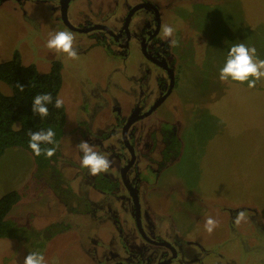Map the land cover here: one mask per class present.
Listing matches in <instances>:
<instances>
[{"label":"rangeland","instance_id":"obj_1","mask_svg":"<svg viewBox=\"0 0 264 264\" xmlns=\"http://www.w3.org/2000/svg\"><path fill=\"white\" fill-rule=\"evenodd\" d=\"M86 2L78 0L76 7L83 8ZM165 5L181 45L184 71L170 106L160 109L150 124L170 118L177 124L183 148L163 172L149 206L155 211L174 210L171 215L176 226L193 239L206 240L219 262L264 264L262 226L244 211L241 233L234 237L229 211L237 214V209H254L264 226V80L249 88L246 83L219 78L233 44L255 47L258 57L264 59V0H166ZM17 6L11 1L0 5V63L18 51L24 64L48 72L52 55L46 45L56 33L52 21L40 6ZM84 15L93 16L89 11ZM56 31L70 32L75 41L81 38L63 27ZM63 60L66 70L75 71L80 80L101 76L106 82L109 70L98 51L78 53L76 59L64 55ZM69 76L70 85L73 79ZM0 90L11 92L3 82ZM58 97L66 106L68 125L59 157L46 177L36 178L34 157L22 149H7L1 159L0 196L19 191L22 198L8 215L16 221L19 237L0 238V264H24L31 252L43 254L47 264H90L78 244L86 237L84 219L78 216L85 208L84 198L100 209L108 207L106 210L122 220L129 240L135 245L142 242L134 231L132 201L121 194L107 198L94 188L96 177H112L116 170L110 167L108 172L92 176L81 166L83 153L78 146L88 141L76 132L77 112L67 86ZM94 141L96 147L90 145L103 154L100 138ZM98 216L96 213V219ZM209 217L218 222L212 233L205 229ZM100 228L97 222L89 225L94 239L106 235ZM169 230L163 228L162 233Z\"/></svg>","mask_w":264,"mask_h":264},{"label":"flooded vegetation","instance_id":"obj_2","mask_svg":"<svg viewBox=\"0 0 264 264\" xmlns=\"http://www.w3.org/2000/svg\"><path fill=\"white\" fill-rule=\"evenodd\" d=\"M5 1L17 7L26 8L27 3L40 6L52 21V32L63 27L80 36L74 40L77 52L86 55L98 51L109 70L106 82L101 81V76L80 80L75 71L66 70L64 54L47 49L52 55L49 71L54 66L61 70L62 89L67 86L74 103L76 132L91 145L99 137V150L109 155L111 167L117 172L112 177H96L94 188L107 198L121 194L132 201L134 231L142 241L133 244L120 218L106 210L108 207L100 209L84 198L85 208L78 216L84 219L86 237L84 243L80 240L78 244L88 263L223 264L224 259L219 262L212 257L206 240L193 239L176 226L171 215L174 210L155 211L149 206V197L156 191L163 172L179 158L183 148L177 124L170 118L160 120L159 125L150 124L160 109L170 106L184 71L178 38L174 34V38L162 36L163 25L173 28L166 0H87L83 8L76 7L78 0H0V5ZM88 11L93 16H85ZM173 39L175 45L171 43ZM69 74L73 79L70 85ZM70 86L74 89L70 90ZM67 125L68 116L65 129ZM229 211L234 237L241 233L235 223L241 211L253 216L264 231L254 209H237V214L233 209ZM93 222L106 235L99 234L94 239L89 230ZM163 228H169V233H162ZM226 264L235 263L227 260Z\"/></svg>","mask_w":264,"mask_h":264},{"label":"trees","instance_id":"obj_3","mask_svg":"<svg viewBox=\"0 0 264 264\" xmlns=\"http://www.w3.org/2000/svg\"><path fill=\"white\" fill-rule=\"evenodd\" d=\"M61 70L54 66L48 72H41L34 64H24L21 54L15 51L12 58L0 63V82L6 84L10 93L0 90V162L7 149H22L34 157L37 165L36 178L42 180L51 169L54 161L59 157L60 141L67 124V111L63 107L56 109L55 100L63 86ZM18 85H23L21 91ZM51 94L53 103L47 105L49 116L41 118L33 114L34 97L39 94ZM19 128L16 129L15 125ZM51 128L55 133V145L42 144L41 148L56 147L52 158L46 155L36 156L29 147V130L36 132ZM22 195L19 191H12L0 196V238H18L19 230L15 220L8 217L13 207L19 203Z\"/></svg>","mask_w":264,"mask_h":264},{"label":"clouds","instance_id":"obj_4","mask_svg":"<svg viewBox=\"0 0 264 264\" xmlns=\"http://www.w3.org/2000/svg\"><path fill=\"white\" fill-rule=\"evenodd\" d=\"M162 36L170 38L174 34V29L171 26L163 25L161 28ZM173 45L176 41H171ZM47 48L54 50L58 54H64L70 59L78 58V52L74 47V36L68 31H58L54 33L47 41ZM220 80L227 82L229 80L246 83L249 88H255L258 82L264 80V59H260L257 55L255 47H247L245 43L240 42L233 44L228 52L226 63L220 70ZM21 91L24 90L23 85H18ZM53 103V97L49 94H39L34 97L32 112L38 114L42 119L49 116V108L47 105ZM64 101L60 98L55 100L54 107L60 109L63 107ZM29 147L36 156L46 155L47 158H52L56 153V147L42 149V144L55 145L56 133L48 128L46 131L28 133ZM83 153L81 166L89 170L92 176H98L101 173L108 172L111 167L110 160L102 153L97 152L86 141H81L78 146ZM245 218L243 211L237 214L235 223L239 225ZM218 227V222L209 217L205 222V229L208 233H212ZM24 264H47L45 256L38 252L29 253Z\"/></svg>","mask_w":264,"mask_h":264},{"label":"water","instance_id":"obj_5","mask_svg":"<svg viewBox=\"0 0 264 264\" xmlns=\"http://www.w3.org/2000/svg\"><path fill=\"white\" fill-rule=\"evenodd\" d=\"M70 25V24H69ZM71 26V25H70Z\"/></svg>","mask_w":264,"mask_h":264}]
</instances>
